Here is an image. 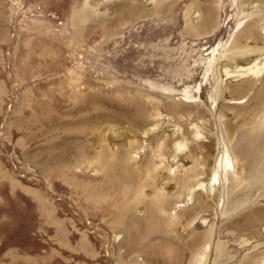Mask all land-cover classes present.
Masks as SVG:
<instances>
[{"label": "rangeland", "instance_id": "374dc122", "mask_svg": "<svg viewBox=\"0 0 264 264\" xmlns=\"http://www.w3.org/2000/svg\"><path fill=\"white\" fill-rule=\"evenodd\" d=\"M261 60L264 0H0V264H264Z\"/></svg>", "mask_w": 264, "mask_h": 264}, {"label": "bare ground", "instance_id": "6f19581e", "mask_svg": "<svg viewBox=\"0 0 264 264\" xmlns=\"http://www.w3.org/2000/svg\"><path fill=\"white\" fill-rule=\"evenodd\" d=\"M262 62H264V60H261L258 64H261ZM243 72V71H242ZM233 73V72H232ZM231 162L229 161L228 158L224 159V157L222 156L220 159H218V161L215 162L214 164V169L209 177V179L207 180V182L205 184L200 185L198 188H196L197 190L199 189H205V188H211V187H215V185L219 186V172H227L230 168H231ZM194 190L189 192L190 197H192L194 195Z\"/></svg>", "mask_w": 264, "mask_h": 264}]
</instances>
